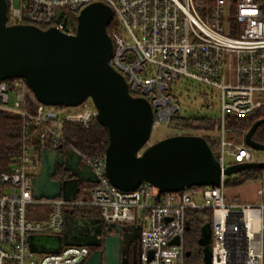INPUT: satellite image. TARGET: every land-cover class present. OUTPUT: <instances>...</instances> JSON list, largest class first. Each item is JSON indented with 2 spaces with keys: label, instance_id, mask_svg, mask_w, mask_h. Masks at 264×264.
Listing matches in <instances>:
<instances>
[{
  "label": "built area",
  "instance_id": "1",
  "mask_svg": "<svg viewBox=\"0 0 264 264\" xmlns=\"http://www.w3.org/2000/svg\"><path fill=\"white\" fill-rule=\"evenodd\" d=\"M6 1L7 24L55 27L66 34L75 32L76 16L86 5L107 4L113 20L108 63L123 76L132 96L150 104L152 130L171 126L180 109L173 86L182 78L192 80L215 91L218 99L213 153L221 169L256 161L245 134L232 138L227 117H246L264 108V0ZM0 110L19 114L23 140L19 155L0 171V264H82L90 246L62 244L58 252H34L28 244L30 235L62 234L65 214L79 215L74 210L82 207L96 208L105 223L139 226L137 264H186L187 211L201 209L211 211L210 264H264L261 187L254 202L228 200L223 174L218 186L158 193L143 182L123 191L106 177L104 153L88 156L63 134L66 123L88 127L97 120L90 98L76 106L46 105L22 78H10L0 80ZM58 145L79 153L97 181L82 184L72 199H36L32 180L40 171V150ZM33 203L48 208L27 217V205ZM175 237L178 244H170Z\"/></svg>",
  "mask_w": 264,
  "mask_h": 264
},
{
  "label": "water",
  "instance_id": "2",
  "mask_svg": "<svg viewBox=\"0 0 264 264\" xmlns=\"http://www.w3.org/2000/svg\"><path fill=\"white\" fill-rule=\"evenodd\" d=\"M111 8L103 2L86 5L76 16V29L66 34L55 27L7 24V1L0 0V80L22 78L35 99L46 105L76 106L90 98L97 109V122L107 130L104 151L105 175L123 191L147 182L160 192H174L189 186H218L223 175H235L249 168H264V161L238 162L221 169L206 139L197 133H177L150 144L153 113L148 101L132 96L123 76L108 63L112 40L107 26ZM264 118L255 120L244 135L245 143L264 151L253 140ZM57 147L40 150L41 167L33 177V197L74 198L80 186L97 181L88 164L73 149ZM69 171L71 179L54 180L55 164ZM103 222L100 217L64 216L62 234L30 235L34 252H58L62 244L94 247L82 264H126L127 241L124 227ZM186 221L185 229H189ZM211 227L199 228L197 244L201 259L194 264H210ZM178 244V238L170 240ZM190 252L186 251L185 256ZM152 251H149L151 257Z\"/></svg>",
  "mask_w": 264,
  "mask_h": 264
},
{
  "label": "trees",
  "instance_id": "3",
  "mask_svg": "<svg viewBox=\"0 0 264 264\" xmlns=\"http://www.w3.org/2000/svg\"><path fill=\"white\" fill-rule=\"evenodd\" d=\"M112 26L113 21H110L107 26L108 32L111 31ZM259 118H264V108L246 117L228 116L227 126L233 136L232 138L236 139V137L244 135L251 124ZM170 125L197 132L206 139L212 151L216 150L215 118L177 114L170 120ZM63 134L71 144L88 156L103 154L108 143L107 130L97 120L88 127H83L77 123H66ZM252 138L254 141L264 144V123L255 129ZM22 141L21 117L19 114L0 110V171L7 169L8 164L19 155ZM248 180H257L264 183V168L242 170L224 182V185H238ZM74 211L82 216L99 217V211L92 207H82ZM187 218L190 227L185 231L183 244L185 252L189 251L190 254L187 257L185 256V263L194 264L201 259L202 255L201 247L196 242L199 228L205 222H210L211 211L209 209L189 210L187 211Z\"/></svg>",
  "mask_w": 264,
  "mask_h": 264
},
{
  "label": "rangeland",
  "instance_id": "4",
  "mask_svg": "<svg viewBox=\"0 0 264 264\" xmlns=\"http://www.w3.org/2000/svg\"><path fill=\"white\" fill-rule=\"evenodd\" d=\"M14 5H17L16 0L14 1ZM173 92L175 93L177 101L180 104V115L213 118H216L219 115V103L218 99L215 96V91L211 92L210 89L199 86L195 81L185 80L182 78L178 83L174 84ZM205 103H207L208 105L206 106ZM177 133L197 132H194L190 129H176L171 126L161 124L152 130L150 138L148 140V144L165 136ZM253 159L256 161H264V151H253ZM233 176L234 175H226L224 178V182H226ZM263 184L264 183H262V181L257 180H248L238 185L225 184L224 194L228 200L254 202L259 199V196L257 194L258 188L261 187L264 190ZM47 208V206L41 204H29L27 205V217H30V215H34L42 209L45 210Z\"/></svg>",
  "mask_w": 264,
  "mask_h": 264
},
{
  "label": "flooded vegetation",
  "instance_id": "5",
  "mask_svg": "<svg viewBox=\"0 0 264 264\" xmlns=\"http://www.w3.org/2000/svg\"><path fill=\"white\" fill-rule=\"evenodd\" d=\"M62 152L65 151V148L62 147L60 149ZM73 175L64 170L63 167L59 164H55V172L52 175V179L54 180H64L71 179ZM82 216V215H81ZM124 233L126 234L127 246L125 250L124 257L126 258V264H137L138 255H139V232L140 228L138 225H134V227H124ZM94 247H90V251L92 252Z\"/></svg>",
  "mask_w": 264,
  "mask_h": 264
},
{
  "label": "crops",
  "instance_id": "6",
  "mask_svg": "<svg viewBox=\"0 0 264 264\" xmlns=\"http://www.w3.org/2000/svg\"><path fill=\"white\" fill-rule=\"evenodd\" d=\"M250 202V201H249Z\"/></svg>",
  "mask_w": 264,
  "mask_h": 264
}]
</instances>
